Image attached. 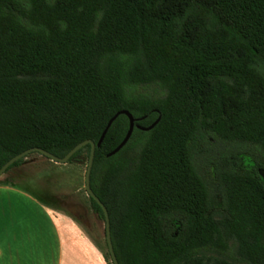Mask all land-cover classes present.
Returning <instances> with one entry per match:
<instances>
[{
	"label": "trees",
	"instance_id": "trees-1",
	"mask_svg": "<svg viewBox=\"0 0 264 264\" xmlns=\"http://www.w3.org/2000/svg\"><path fill=\"white\" fill-rule=\"evenodd\" d=\"M123 110L91 173L120 264H264V0H0V169Z\"/></svg>",
	"mask_w": 264,
	"mask_h": 264
},
{
	"label": "crops",
	"instance_id": "crops-1",
	"mask_svg": "<svg viewBox=\"0 0 264 264\" xmlns=\"http://www.w3.org/2000/svg\"><path fill=\"white\" fill-rule=\"evenodd\" d=\"M1 178L0 264H107L73 217Z\"/></svg>",
	"mask_w": 264,
	"mask_h": 264
},
{
	"label": "rangeland",
	"instance_id": "rangeland-1",
	"mask_svg": "<svg viewBox=\"0 0 264 264\" xmlns=\"http://www.w3.org/2000/svg\"><path fill=\"white\" fill-rule=\"evenodd\" d=\"M87 167L86 155L71 163L59 164L33 153L26 158L21 167L6 173L1 179L13 180L17 186L45 198L53 206L73 217L104 257L109 258L107 264H113L106 243V222L91 208L86 191Z\"/></svg>",
	"mask_w": 264,
	"mask_h": 264
},
{
	"label": "water",
	"instance_id": "water-1",
	"mask_svg": "<svg viewBox=\"0 0 264 264\" xmlns=\"http://www.w3.org/2000/svg\"><path fill=\"white\" fill-rule=\"evenodd\" d=\"M120 115H126L128 116L129 120H130V128L129 131L125 137V139L123 140V142L115 149L113 150L111 153L108 154V157H112L114 155H116L117 153H119L129 142V140L131 139L133 132L135 130L136 127V118L133 116V114L131 112H129L128 110H123L118 112L108 123L103 135L101 136L100 140L98 143L94 142L93 140H86L81 142L80 144H78L76 147H74L66 156L64 157H58L54 154H52L51 152L43 149V148H39V147H35V148H31L28 149L18 155H16L15 157H13L12 159H10L1 169H0V177H2L3 175L6 174L7 170L16 162H18L19 160L23 159V158H27L29 155L33 154V153H38L48 159H50L53 162L59 163V164H67L69 163V161L72 159V157L81 149H83L84 147H86L87 145L91 146V154H90V158L88 161V167H87V172H86V177H85V181H86V191L89 197L94 198L98 204L102 207L103 211H104V215H105V219H106V240L108 243V247H109V252L111 255V259H112V263L113 264H120L117 255L115 253L114 250V245H113V241H112V234H111V223H110V216H109V212L107 207L103 204V202L100 200V198L95 194V192L92 189L91 186V173H92V169H93V165H94V160H95V154H96V149L97 147H101L105 137L109 131V129L111 128V126L113 125V123L116 121V119L120 116ZM155 126V124L150 127V128H145V130H150L151 128H153Z\"/></svg>",
	"mask_w": 264,
	"mask_h": 264
}]
</instances>
